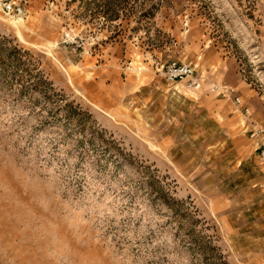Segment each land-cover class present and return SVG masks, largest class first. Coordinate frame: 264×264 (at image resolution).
I'll list each match as a JSON object with an SVG mask.
<instances>
[{
  "label": "rangeland",
  "instance_id": "rangeland-1",
  "mask_svg": "<svg viewBox=\"0 0 264 264\" xmlns=\"http://www.w3.org/2000/svg\"><path fill=\"white\" fill-rule=\"evenodd\" d=\"M0 3V264H264V0Z\"/></svg>",
  "mask_w": 264,
  "mask_h": 264
},
{
  "label": "built area",
  "instance_id": "built-area-1",
  "mask_svg": "<svg viewBox=\"0 0 264 264\" xmlns=\"http://www.w3.org/2000/svg\"><path fill=\"white\" fill-rule=\"evenodd\" d=\"M0 10H2V12H4L5 14H14L15 16L24 14V10L21 6L15 7L12 3H0ZM195 72L196 69L192 64L173 61L166 67L164 66L162 69H160L159 75L171 83L188 80L190 87L198 90L202 87L203 81L200 78L194 77ZM213 89L218 95L233 99L238 106L243 108L246 117L251 115L250 109L244 106L242 98L238 94L235 87L224 84H215ZM249 133L251 138L261 143L259 159L264 165V127H260L257 123H255L252 125Z\"/></svg>",
  "mask_w": 264,
  "mask_h": 264
},
{
  "label": "bare ground",
  "instance_id": "bare-ground-1",
  "mask_svg": "<svg viewBox=\"0 0 264 264\" xmlns=\"http://www.w3.org/2000/svg\"><path fill=\"white\" fill-rule=\"evenodd\" d=\"M21 20V19H20ZM22 22V21H21ZM18 24V23H17ZM18 27V26H17ZM19 29V28H18Z\"/></svg>",
  "mask_w": 264,
  "mask_h": 264
}]
</instances>
